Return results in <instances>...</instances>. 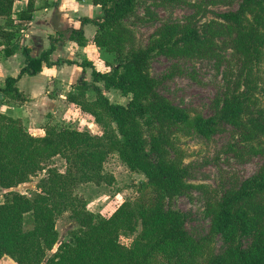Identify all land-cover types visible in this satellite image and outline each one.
<instances>
[{
  "label": "trees",
  "instance_id": "16d2710c",
  "mask_svg": "<svg viewBox=\"0 0 264 264\" xmlns=\"http://www.w3.org/2000/svg\"><path fill=\"white\" fill-rule=\"evenodd\" d=\"M16 1L0 0V43L6 56L14 52L15 19H31L36 10V0H27L15 18ZM92 3L102 8V16L81 21L97 26L92 43L115 56L109 71L87 59L52 61L59 38L49 35L50 45L38 57L23 48L24 66L0 86L5 103L22 105L27 98L16 85L22 75H36L44 66L90 67L91 82L79 81L67 99L102 128L91 133L47 123L42 134H33L20 118L0 112V188L6 190L0 202V259L9 255L17 264H264V147L258 143L264 138V0H243L236 11L221 13L201 27L192 17L184 23L165 22L146 44L125 23L135 14L137 0ZM227 36H232L239 65L225 69L213 115L191 116L190 109L159 91L151 63L158 55L207 56L216 40ZM69 39L78 45L88 41L81 28L71 29ZM98 83L119 90L128 103L110 102ZM90 90L93 98L87 95ZM227 125L247 152L262 156L258 171L220 192L186 182L188 168L176 133L200 131L210 138ZM113 153L146 180L139 184L138 196L104 216L89 210L75 188L81 183L112 184L115 178L104 164ZM57 156L66 162L64 171L50 165ZM42 171L45 175L30 193L16 189ZM187 188L207 190L206 214L213 226L200 239L188 232L183 213L173 207L174 198ZM65 212L75 227L48 255L58 242L57 220ZM215 231L224 239L221 253L214 251ZM134 234L130 244L122 241L123 235ZM243 238L250 239L245 247Z\"/></svg>",
  "mask_w": 264,
  "mask_h": 264
},
{
  "label": "rangeland",
  "instance_id": "374dc122",
  "mask_svg": "<svg viewBox=\"0 0 264 264\" xmlns=\"http://www.w3.org/2000/svg\"><path fill=\"white\" fill-rule=\"evenodd\" d=\"M243 0H137L135 14L126 20V24L135 34L136 39L146 44L158 27L165 22L184 23L189 17L201 27L211 19H219L220 14L236 11ZM100 14L103 10L100 6ZM17 27V26H16ZM89 50L86 56H91L95 67L101 71H109V65L116 64L113 53L103 48ZM207 56L195 55L189 58L171 59L164 55L156 56L150 66V73L160 80L159 91L168 97L175 105L191 110L190 115L196 113L204 117L213 115V99L219 92L223 83V73L230 64L239 65L238 54L235 52L232 36L216 40V45ZM84 58V56H82ZM87 58V57H86ZM217 61H223L218 64ZM92 80V77H91ZM91 82V81H89ZM103 93L112 103L126 105L128 97L123 96L119 90H106L102 83ZM75 87V85H73ZM89 98L94 97L90 90ZM44 124L69 126L77 130H86L91 133H101L102 128L93 117L60 99L59 104L42 121ZM27 127V126H26ZM31 131L36 132L34 124ZM28 129V127H27ZM29 130V129H28ZM175 141L180 148L183 164L188 168L186 182L190 184H205L207 189L222 190L237 185L243 179L250 177L258 171L263 162L261 155H252L243 145L231 135V127L223 126L221 131L207 138L200 131L191 133L178 132ZM264 147V138L258 141ZM50 165L60 171L66 168L62 157H55ZM105 172L112 174L115 181L112 184L81 183L76 186L75 193L87 201V207L94 213L104 216L111 215L125 200L138 196L139 184L146 180L141 172H133L122 162L118 154H111L104 164ZM45 175V171L16 189L23 193H30L35 189L36 183ZM6 190L0 188V200H4ZM207 190L187 188L173 201V207L181 211L185 219V227L196 239L208 234L213 222L206 214ZM219 197L221 196L218 193ZM75 227L69 217V212L63 213L57 220L59 239L54 249L48 252L51 255L57 245L66 240L68 231ZM134 235H123L122 241L130 244ZM213 236L214 251H224L225 243L220 232L215 231ZM250 239L243 238V246H247Z\"/></svg>",
  "mask_w": 264,
  "mask_h": 264
},
{
  "label": "crops",
  "instance_id": "0c3cea01",
  "mask_svg": "<svg viewBox=\"0 0 264 264\" xmlns=\"http://www.w3.org/2000/svg\"><path fill=\"white\" fill-rule=\"evenodd\" d=\"M27 0H17L14 6V16L25 9ZM36 10L32 18L28 20L15 19L17 37L12 42L13 54L6 56L4 45L0 43V86H3L7 76H17L25 64L23 48L28 47L32 57H38L41 52L50 45L49 35L59 38L55 51L51 54V60L60 58L82 61L84 59L93 62L91 56H86L89 50L95 49L92 43L97 26L93 23H83V17L93 18L100 14L99 7L92 0H36ZM61 25L62 37L55 30L54 18L56 14ZM17 26V27H16ZM81 28L87 38L86 45H78L69 39L71 29ZM84 56V58L82 57ZM87 57V58H86ZM94 65H97L93 62ZM90 67H81L77 64H62L60 66H44L42 71L36 75H22L18 78L16 85L25 95L27 101L22 105H11L5 103L0 93V112L20 118L25 126L31 131L34 124L33 134H42V121L59 104L60 99L68 101L67 96L74 91L76 85L82 79L91 81ZM69 104H72L68 101ZM74 105V104H72ZM45 125V124H44ZM43 125V126H44ZM2 202V200H0ZM0 264H17L10 258L4 256Z\"/></svg>",
  "mask_w": 264,
  "mask_h": 264
},
{
  "label": "water",
  "instance_id": "95a60500",
  "mask_svg": "<svg viewBox=\"0 0 264 264\" xmlns=\"http://www.w3.org/2000/svg\"><path fill=\"white\" fill-rule=\"evenodd\" d=\"M58 16H59V14L57 13L55 18H54V22H55V26H56L55 30L59 32V31H61V25L58 22ZM5 256L7 258H10L14 263H16V261L13 258H11L9 255H5Z\"/></svg>",
  "mask_w": 264,
  "mask_h": 264
}]
</instances>
